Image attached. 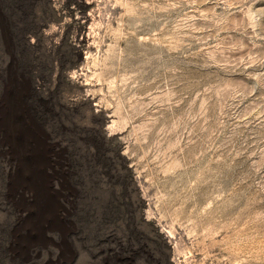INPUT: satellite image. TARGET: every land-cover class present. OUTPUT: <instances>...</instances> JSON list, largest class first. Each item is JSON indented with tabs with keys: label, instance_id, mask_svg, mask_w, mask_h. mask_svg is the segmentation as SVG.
I'll return each mask as SVG.
<instances>
[{
	"label": "rangeland",
	"instance_id": "1",
	"mask_svg": "<svg viewBox=\"0 0 264 264\" xmlns=\"http://www.w3.org/2000/svg\"><path fill=\"white\" fill-rule=\"evenodd\" d=\"M11 96L55 216L0 131V264H264V0H0Z\"/></svg>",
	"mask_w": 264,
	"mask_h": 264
},
{
	"label": "bare ground",
	"instance_id": "2",
	"mask_svg": "<svg viewBox=\"0 0 264 264\" xmlns=\"http://www.w3.org/2000/svg\"><path fill=\"white\" fill-rule=\"evenodd\" d=\"M16 108L17 98L12 97L8 100L6 110L1 116L0 131L2 137L7 139L8 143L19 153L16 159L17 161L15 162L13 174L14 183L18 186L23 185L25 187H31L33 190L32 194L34 200L32 203L33 205L31 204L33 215L32 219L30 218L29 222H27L28 224L24 226L26 234L28 231L29 235L30 232H32L30 230L34 232L35 230L38 231L40 227L45 224L44 222H48V218L51 219L55 216V212L51 208V197L49 195L51 190L49 191L50 188L48 184L40 179L37 172L34 170L35 168L33 169L32 166L35 162L37 143L36 141L31 142L32 138L29 135H31L32 132L29 130L30 126L28 127L27 119L21 114V109ZM33 138L35 137L33 136ZM27 150L30 151L29 153L32 156L29 157L30 154H26Z\"/></svg>",
	"mask_w": 264,
	"mask_h": 264
}]
</instances>
